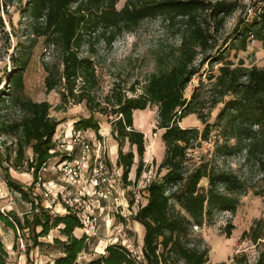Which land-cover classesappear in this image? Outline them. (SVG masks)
Wrapping results in <instances>:
<instances>
[{"label": "trees", "instance_id": "16d2710c", "mask_svg": "<svg viewBox=\"0 0 264 264\" xmlns=\"http://www.w3.org/2000/svg\"><path fill=\"white\" fill-rule=\"evenodd\" d=\"M11 1L13 0H3V3L9 4ZM28 2V16L34 21L32 33L36 38L44 37L47 46L61 54L58 64H44L48 73L45 78L47 92L63 84L67 91L61 94L63 100L78 98L77 101L85 102L91 111L89 118L77 120L75 129L94 130L102 138L101 125L94 113L100 111L114 117L110 125L111 134L118 142L116 164L122 169V180L126 187L131 184L129 176L136 156L140 159L135 170L136 180L141 178L145 168V134L135 128L134 113L157 105L159 129L164 130L161 139L165 144V158L159 167L167 172L147 186V203L141 205L133 217L134 221L144 227L142 259L124 245L113 243L105 248V252L86 261L82 260V255L88 252L91 240L84 233L82 222L76 214L52 213L42 202H38L39 196L32 197L31 188L25 189L23 184L7 174L9 190L19 194L31 208L21 216L15 210L1 211L0 222L16 236L19 233L27 235V263L33 264L30 262V252L36 248L41 250L45 245L42 240L48 238L53 230H58L60 237H55L53 244L47 247H56L59 255L43 264H210L208 249L188 247L186 239L190 235V228L192 225L202 226L221 210L235 213L239 204L236 193L243 190L244 186L237 174L210 170L205 163L186 171L188 149L193 141L199 139V130L183 128L181 122L187 116L196 114L204 125L200 135L202 140H211L212 133H215L218 140L236 139L235 146L247 152L248 157L258 159L264 168V66L245 67L244 62L235 65L233 61H225L224 54L229 47H219L216 54L211 52L216 43H212L206 17L221 23L225 16L234 12L235 4L225 1L212 4L205 0H127L119 10L117 6L120 0ZM154 17H161L167 23L181 20L184 24L181 45L171 58L172 62L164 70L150 76L139 96L128 97L113 88L104 100L111 110H95L94 105H102L91 94L99 86V78L91 56H81V46L87 44L90 51H94L92 41L96 39H101L110 46L122 32L131 31L142 21ZM0 23L3 24L2 19ZM259 25H264V14L259 21L255 19L251 25L242 26V29L237 26L236 37L233 39L240 43L239 50L246 51L247 39L262 32ZM28 49L29 53L18 57L12 55L13 70L5 77H0V137L14 138L15 142L12 144L15 150L8 148L7 157L10 159L13 151L15 169L26 162L35 184L38 182V173L57 155V152L52 151L56 148L53 139L59 122L51 116L52 105L48 101L37 102L23 95L24 73L32 55V49ZM200 55L201 60L197 64ZM216 62L223 63L219 67V73L209 76L208 83L201 78L192 96L185 97L187 85L194 77L201 76L202 66ZM4 78L8 87H1ZM79 80L82 81L81 90L75 95ZM210 98L207 107L206 99ZM220 104L222 107L218 111L216 123L211 124L209 114ZM10 109H16L20 114L12 118L8 113ZM206 109L209 110L208 113ZM228 141L219 147L216 145L217 152L233 150ZM126 145L130 147L128 151H125ZM29 151L32 152L31 159L27 158ZM62 158L67 159L65 155ZM204 178H208L209 187L206 189L199 185ZM175 204L186 215L177 211ZM123 222L125 224L126 220ZM233 229V225L227 226L228 237H231ZM251 230V234L246 235H249L252 242L263 241L264 219L256 221ZM78 231L81 237L77 235ZM243 263L250 264L246 258L242 260V257L236 258L234 264ZM0 264H11L1 240ZM255 264H264V250Z\"/></svg>", "mask_w": 264, "mask_h": 264}, {"label": "rangeland", "instance_id": "374dc122", "mask_svg": "<svg viewBox=\"0 0 264 264\" xmlns=\"http://www.w3.org/2000/svg\"><path fill=\"white\" fill-rule=\"evenodd\" d=\"M205 1L212 4L216 1H225L236 6L234 12L229 16H225L221 23L209 20L210 18L206 17L207 24L211 29L212 43L213 45L216 43L215 49L211 50L212 54H216L219 47H229L224 54L225 61H233L235 65L244 62L245 67L257 66L262 68L264 66V25L262 27L259 25L260 27L258 28H262V32L253 37V42L251 41V36L247 39L248 48L246 51L239 50L240 43L234 42L233 38L236 37L237 26L242 29V26L251 25L255 19L259 21L264 14V0ZM126 2L127 0H120L117 8L120 10ZM28 6V0H13L9 4H4L3 0H0V19L3 22V24L0 23V77H5L6 74L13 70L12 55L18 57L21 54H26V52L29 53V47L32 49L29 67L24 73L25 88L23 95L37 102L48 101L52 105L50 109L51 116L59 122L53 142L56 147H59L63 143H68L70 139L65 138V136L67 134L69 137L70 131L73 128L75 129L74 124L77 120L89 118L92 114L88 110L86 103L78 102V98L69 97L68 100H63L62 92L67 93L63 84L47 92L45 78L48 73L44 64L51 66L58 64L61 54L52 47L47 46L44 37L36 38L34 36L32 33L34 21L28 16ZM183 28L184 24L181 20L167 23L161 17H154L142 21L131 31L122 32L110 46L101 39H96L92 41L94 51H90V47L87 44H83L80 54L84 57L91 56L95 63L97 78H99V86L92 90L91 94L95 97L96 102L102 103V105L100 107L94 105L96 107L95 110L100 108L111 110L110 107L107 108L104 100L113 88H117L128 97L139 96L150 76L161 69L164 70L172 62L171 58L181 45L180 38ZM200 58L201 55L197 58V64L200 63ZM222 65L223 63L217 62L204 64L201 69V76L194 77L187 85L185 97L190 98L192 96L193 90L199 86L201 78L205 83H208L209 76H216L219 73V67ZM6 82L4 78L1 87L6 86ZM207 85L209 86L210 84ZM81 86L82 81L79 80L74 91L75 95L80 93ZM210 100L211 98L206 99L207 107L210 104ZM221 107L222 105L220 104L218 108L210 112L208 120L211 124L216 123L218 111ZM158 109L157 105H151L145 111L139 110L134 113L135 128L145 134L146 140L143 174L145 172H153L154 180L161 178L167 172V170H161L159 167L165 158V144L163 139H161L164 130L159 129ZM208 111L206 109L207 113ZM8 113H10L12 118L20 114L16 109H10ZM94 116L99 125H101V135H104V133L109 134L110 121L114 117L111 114H102L100 111H96ZM181 126L186 129L196 128L199 130V139L193 141L188 149L189 162L186 171H191V169H195L205 163L210 170H221L237 174L244 186L243 190L236 193L239 204L235 213L221 210L216 212L212 219L206 220L202 226L192 225L189 231L190 235L186 239L188 247H195L201 250L208 249L210 264L223 262L234 264L235 259L238 257H242V260L246 258L247 262L255 264L261 251L264 250V240L254 243L250 240L249 235L246 234H251V228L256 221L264 219V168L262 164L254 156L250 158L247 152L236 147V139L228 141L225 138H220L218 140L215 137V133H212L211 140H202L200 135L204 125L198 120L196 114L187 116L181 122ZM109 137H111L110 134L107 139ZM227 141L228 145L234 149H229L228 152L226 150L217 152L216 145L219 147V145L227 143ZM14 142L13 137H0V212L15 210L21 216L24 211L30 210L31 206L26 201H23L19 194L9 190L6 179L7 174L12 176L15 181L17 180L23 184L25 189L31 188L33 190L32 197L39 196L37 198L38 202L45 203L46 199L43 196L44 187L48 188L53 183L54 185H63L62 174L57 164L62 160V156L65 155L66 151L63 148L59 149V151L57 150V155L38 173V182L34 184V177L32 172L27 170L26 162L16 169L13 165L15 156L12 152L15 147L12 143ZM10 147H12L11 150L13 151H11L12 157L9 159L7 156L8 148ZM129 149L130 147L127 145L125 151ZM109 153L110 148L108 149ZM134 153L136 154V148H134ZM31 157L32 152L29 151L27 158L31 159ZM139 160V157L136 156V165H138ZM135 170L136 167H133L129 176L130 186L125 187L122 174H120L121 179L117 185L120 194L116 193L113 196L112 205L107 207L104 212L102 208L97 209L101 219L100 227L96 238L91 239L88 252L82 255L83 261L97 257L98 254L105 252L104 250L108 245L113 243L124 245L142 259L144 227L134 221L133 218L141 207L136 205L133 209L132 191L134 189L131 186L134 181H138L136 180ZM199 185L202 189L208 188V178H204ZM142 195L143 198L145 197L144 199L147 198L146 191L143 192L142 190ZM142 202V205H145V200ZM175 208L182 215H186L179 205L175 204ZM123 220H126L125 224ZM229 224L234 226V229L231 230V237H228L227 232ZM77 235L81 237L79 231ZM25 237L27 235L24 236L21 233L16 236L12 230L6 228L0 222V240L4 243L11 264H28L25 254L28 239ZM55 237H60L58 230H53L48 238L42 240L45 245L41 250L36 248L30 252V262L43 264L58 256L56 247L52 245L49 248L47 247V245L53 244Z\"/></svg>", "mask_w": 264, "mask_h": 264}, {"label": "built area", "instance_id": "2783aa9c", "mask_svg": "<svg viewBox=\"0 0 264 264\" xmlns=\"http://www.w3.org/2000/svg\"><path fill=\"white\" fill-rule=\"evenodd\" d=\"M251 37L253 42L254 38ZM66 136L70 142L63 143L52 151L57 152L62 148L66 151L67 159L62 158L57 164L62 174L63 191L55 190L57 185L54 183L48 188L44 187L43 196L47 202L45 206L54 214H76L88 239H95L101 223L100 215L95 213V209L100 208V201L107 207L112 205L113 196L120 192L117 185L121 175L117 168L109 166L105 141L94 144L85 138L84 130L74 128L69 137ZM152 174L153 172H145L131 186L136 205L141 206L145 200L141 192H145L147 186L154 181Z\"/></svg>", "mask_w": 264, "mask_h": 264}, {"label": "crops", "instance_id": "0c3cea01", "mask_svg": "<svg viewBox=\"0 0 264 264\" xmlns=\"http://www.w3.org/2000/svg\"><path fill=\"white\" fill-rule=\"evenodd\" d=\"M137 112V111H136ZM111 125H110V132H109V134L111 135V137H109V139H107V136L109 135L108 133H104V135H101L102 133L100 132V135H101V137L102 138H99L98 136H97V134H96V132L93 130H88V131H84V136H85V138L86 139H88V141H91L92 143H94V144H98V142L100 141H105V143H106V145H107V147H108V149L110 148V153L108 154V156H109V165L111 166V167H115V168H117L118 169V172L120 173V174H122L123 172H122V169L121 168H119L118 166H117V159H118V156H117V153H118V142L117 141H115L114 140V138H113V136H112V134H111V132H112V129H111ZM107 130V129H106ZM101 131V130H100ZM71 132V131H70ZM108 132V131H107ZM67 137V136H66ZM68 142H70V140L68 141ZM127 146V145H126ZM114 159H115V161H114ZM111 160H112V162H111ZM147 161V160H146ZM112 163V164H111ZM137 163L135 162V164H134V166L133 167H137V165H136ZM57 167H58V165H57ZM133 167H132V169H133ZM132 171V170H131ZM62 186L63 185H57L56 186V189L55 190H57V191H63V188H62ZM120 192H118V194H119ZM125 200V199H124ZM147 203V198L145 199V204ZM42 204L45 206L46 204H47V202L45 201V203H43L42 202ZM99 204H100V208H102V211L104 212V210H106V208H107V206H106V204L103 202V201H100L99 202ZM134 206H136V204H134L133 205V209H134ZM95 213H98V210L97 209H95ZM128 220V219H127ZM136 223V222H135Z\"/></svg>", "mask_w": 264, "mask_h": 264}]
</instances>
